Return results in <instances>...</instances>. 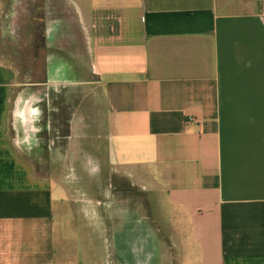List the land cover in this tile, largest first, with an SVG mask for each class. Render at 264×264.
Segmentation results:
<instances>
[{
  "label": "crops",
  "instance_id": "obj_1",
  "mask_svg": "<svg viewBox=\"0 0 264 264\" xmlns=\"http://www.w3.org/2000/svg\"><path fill=\"white\" fill-rule=\"evenodd\" d=\"M40 4L43 78L24 83L38 97L0 59V264H137L130 215L123 233L99 222L131 193L153 204L176 264H264V0ZM30 108L45 132L32 161L10 135ZM73 152L98 172L61 169L84 171L91 198L56 174L51 155Z\"/></svg>",
  "mask_w": 264,
  "mask_h": 264
},
{
  "label": "rangeland",
  "instance_id": "obj_2",
  "mask_svg": "<svg viewBox=\"0 0 264 264\" xmlns=\"http://www.w3.org/2000/svg\"><path fill=\"white\" fill-rule=\"evenodd\" d=\"M5 3L3 2L0 8V59L14 68L18 83L24 84L39 81L43 78L42 56L40 54L42 44L41 0H12L8 7ZM21 84L17 88L24 89L25 94L22 97L30 99L31 102L34 96L38 97V95H34L33 92L35 90H33L32 85L24 84L21 86ZM17 88L14 89V94L18 91ZM29 114L30 117L28 119L30 121L26 126L24 125V130L20 127L19 130L16 129V132L11 131L10 135L13 138L16 135L18 145L23 147L26 158L32 161L36 157V153L33 152L34 142H38V139L36 137V139H33L32 135L35 134L36 136L40 134L41 137L42 135L44 137L45 132L42 130L34 132V128L38 130V127L33 122L31 108ZM62 132L63 129L60 130V127H57L52 132L53 137L57 135V138L53 139L54 144L62 145L60 143L62 139L58 138ZM43 137L42 139L45 140ZM71 142H73L75 147L76 139L70 140ZM43 157L48 158V155L41 154V158ZM51 158L59 161L58 167L60 169L56 170L58 177L74 180L75 183L77 181L75 190L82 192L79 196L84 195L91 198L94 195L91 187L86 188L84 171L77 168L61 169L63 165L62 161H66L69 158L73 163L85 161L87 165L89 164L90 169L88 173L98 172L96 166H91V159L84 158V155L75 152L67 154L56 153L51 155ZM32 164L35 166V163ZM92 167H94V170L91 169ZM35 168L39 173H48V170H39L36 166ZM110 178L112 179L113 177L111 176ZM85 189L87 191H84ZM126 192L123 191V193ZM104 193L108 196L109 194H115L113 193L112 186L110 187L107 184L104 187ZM130 195L131 200L120 199V194L110 196L111 200L108 203L106 202L104 206L106 217L104 219L100 218V225L104 226L106 233L116 231L115 229L120 226V231L123 233L126 230V226L123 223L125 221L126 225L128 224V216L130 215L132 231L134 233L133 241L135 243L132 244L133 254L137 260V264H176L178 251L174 238L170 233L167 235L160 226L159 220L154 217L153 204L142 194L131 193ZM119 211L121 213H118ZM94 223L97 224L96 220ZM118 252L121 257V250ZM122 252L126 254V250Z\"/></svg>",
  "mask_w": 264,
  "mask_h": 264
}]
</instances>
